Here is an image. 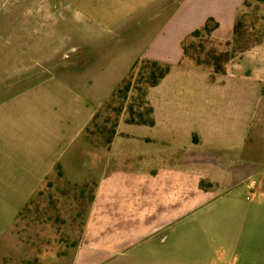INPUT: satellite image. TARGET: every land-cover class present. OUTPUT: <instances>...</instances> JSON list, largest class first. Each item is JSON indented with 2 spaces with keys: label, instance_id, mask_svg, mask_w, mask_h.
Segmentation results:
<instances>
[{
  "label": "crops",
  "instance_id": "0c3cea01",
  "mask_svg": "<svg viewBox=\"0 0 264 264\" xmlns=\"http://www.w3.org/2000/svg\"><path fill=\"white\" fill-rule=\"evenodd\" d=\"M248 1L264 6L8 0L5 21L21 24L11 38L49 40L63 28L61 36L83 42L48 53L66 56L56 74L3 88L11 92L0 97V247L15 246L20 213L56 175L66 188H92L94 199L77 246L41 254L44 264H264V43L240 53L225 75L188 62L182 49L211 18L220 24L213 39H232ZM133 24L149 37L138 55L97 45ZM142 60L172 65L148 92L155 125H130L124 113L110 145L86 136ZM71 61L72 74L63 69ZM146 198L157 204L149 214Z\"/></svg>",
  "mask_w": 264,
  "mask_h": 264
},
{
  "label": "rangeland",
  "instance_id": "374dc122",
  "mask_svg": "<svg viewBox=\"0 0 264 264\" xmlns=\"http://www.w3.org/2000/svg\"><path fill=\"white\" fill-rule=\"evenodd\" d=\"M7 3L8 0H1L0 4V97L11 92L3 88L14 84L16 81L24 82L25 84L20 86L23 88L27 84L33 83L48 74L50 75V73L56 74L58 66L62 65L63 58L66 56L57 57L48 53L60 47L71 48L78 45L80 41L83 42L81 39L61 36L63 28H61L60 37L49 40H25L23 38L16 40L11 38L12 36L10 37L9 33L14 32L15 27H19L21 24H9L5 21L9 9L5 5ZM237 19L239 25H241L240 35L235 41L233 39L220 43L215 41L217 45L222 44L219 50L249 49L256 43L264 42V6L248 1L240 11ZM140 26L141 24L130 25L124 34H120L118 37L99 39L97 45L110 47L117 50V53L128 50L133 56L138 55L144 50L149 39V37L140 38L145 27L144 25ZM67 30L71 31L72 28L66 26L64 31ZM229 41L233 43L228 48L226 44ZM42 48L47 49L41 51ZM47 58H50L49 62ZM186 60L195 64L194 61L188 58ZM64 68L70 74H72V70L76 71L74 68L78 69L72 61ZM134 75L137 78V71ZM135 94L129 95L128 102L124 105L126 110L131 104L132 97L138 96ZM115 106L118 105H113L111 108L105 106L102 108L96 123L90 127V131L86 136L88 134L93 138L96 136L98 142H102L99 129L103 127L110 129L112 127L117 118L113 112ZM33 199L22 215L18 217L16 227L10 237L15 246L0 247V264H23L24 258H34L38 253L43 254L47 250L56 254L64 251L66 244L73 245L79 239L82 220L77 215L76 194L60 183L56 175L50 178L44 188ZM155 206L157 204L155 205L151 199L146 198L143 208L147 209L148 213L146 214H149ZM260 249L256 248L257 252ZM232 257L231 254L230 258Z\"/></svg>",
  "mask_w": 264,
  "mask_h": 264
},
{
  "label": "trees",
  "instance_id": "16d2710c",
  "mask_svg": "<svg viewBox=\"0 0 264 264\" xmlns=\"http://www.w3.org/2000/svg\"><path fill=\"white\" fill-rule=\"evenodd\" d=\"M247 3V2H246ZM220 24L215 19H208L205 25L192 32L182 44L183 54L185 59H190L195 62L199 67L209 69L215 75H225L227 72V66L236 56L240 53L248 51L250 48L260 45L263 43H256L249 49H238L235 51L231 50H219L222 44H216V40L213 39V33L218 30ZM238 19L236 20L234 26V35L232 37L233 41L240 35ZM216 41V42H215ZM220 43V42H219ZM233 42H227L226 47L232 46ZM137 71V78H135V72ZM172 71V65L168 63H162L153 60H142L137 63L130 71V73L123 79L121 84L112 94L110 100L104 105L105 107L111 108L113 105H118L113 108V112L116 115V120L110 129L103 127L100 128L99 133L102 137V143L110 145L113 138L116 135L117 127L119 125L120 119L124 113H127L126 123L130 125L139 126H154L155 120L153 117V108L148 101V92L150 89L157 87ZM136 93V96L132 97L131 104L128 106L127 110L124 108L125 104L128 102L129 95ZM125 109V110H124ZM100 113V112H99ZM94 119L95 124L99 116ZM90 131V128L86 131V134ZM59 170V169H58ZM60 173V172H59ZM61 173L59 174V176ZM69 189L76 194L75 202L77 203V215L80 218H85L87 209L90 207L94 199V190L88 186L83 188L70 187ZM32 199L28 204L30 205ZM26 206V207H27ZM22 210L20 215H22ZM77 246L67 245L64 251L58 252L59 255L66 254L69 250L74 249ZM45 252H49L48 250ZM43 252V253H45ZM38 253L34 258L23 259V264H44L40 261Z\"/></svg>",
  "mask_w": 264,
  "mask_h": 264
}]
</instances>
